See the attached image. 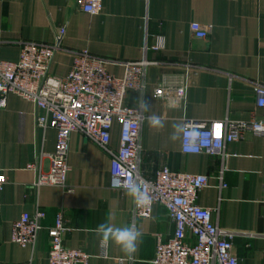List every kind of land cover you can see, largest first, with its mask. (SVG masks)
Listing matches in <instances>:
<instances>
[{
  "label": "crops",
  "instance_id": "crops-1",
  "mask_svg": "<svg viewBox=\"0 0 264 264\" xmlns=\"http://www.w3.org/2000/svg\"><path fill=\"white\" fill-rule=\"evenodd\" d=\"M192 23L203 25L208 38H196ZM64 26L62 49L51 73L65 77L73 54L84 50L108 61L109 72L117 78L124 76L125 63L145 61L144 89L130 92L125 101L137 110L141 96L151 104L149 112L141 110L142 173L153 179L167 167L209 177L198 205L212 210L220 229L239 234L233 241L239 264H264V136L246 134L227 145L226 160L184 154L182 140L170 138L176 123L264 119V110L257 107V89L264 87V0H103L96 16L64 0H0V59L18 61L26 42L53 44ZM161 87L170 92L169 98H156ZM153 114L162 119L163 128L149 126ZM120 132V124L114 123L115 150ZM55 146V130L37 127L35 106L10 95L0 110V171L7 176L0 195V264H49L46 230L60 212L68 229L63 245L84 251L89 264H152L159 240L166 243L176 233L166 210L156 205L151 218L134 220L132 198L111 188L110 158L79 133L70 140L67 187L72 192L37 188L38 171L28 167L37 164L48 172L49 159L41 155L52 154ZM38 211L46 217L35 248L12 243L14 223ZM106 221L142 233L133 257L114 244L100 246L94 229ZM187 241L193 243L190 236Z\"/></svg>",
  "mask_w": 264,
  "mask_h": 264
},
{
  "label": "built area",
  "instance_id": "built-area-1",
  "mask_svg": "<svg viewBox=\"0 0 264 264\" xmlns=\"http://www.w3.org/2000/svg\"><path fill=\"white\" fill-rule=\"evenodd\" d=\"M64 1L91 16L100 14L103 6V0ZM190 31L198 39L208 38V32L201 24L192 23ZM65 34L64 26L58 30L53 44L23 43L16 62L0 59V110L6 108L10 95L18 96L35 106L38 128H51L56 132L55 151L41 155V158L49 159V171L43 172L37 164L28 167L38 171L35 186L61 187L72 192L67 187L70 140L73 133H79L110 158L112 189L124 191L123 184L135 180L149 192L151 205L144 208L135 205L134 220L151 218L154 206L158 205L174 222L175 236L166 243L159 240L152 264H239L233 245L239 234L220 229L213 222L212 210L198 205L199 193L210 185L209 177L163 167L153 179H148L140 169V133L144 115L125 101L130 92L144 89L146 62L125 63L124 76L117 78L109 72L108 61L84 50L73 54L72 67L65 77L54 76L51 67L62 49ZM155 94L158 99L170 97V92L162 87ZM257 107L264 110V87L257 89ZM116 122L121 126L117 150L111 146V131ZM185 126L196 131V139L192 147L182 140V153L208 154L224 160L227 159V145L242 140L246 134L264 136V119L239 123L188 122ZM222 173L218 178L220 181ZM6 184L7 176L0 171V195ZM45 217L41 211L34 216L22 215L13 225L12 243L34 249L45 229ZM46 231L50 239L49 264H89L90 256L84 251L63 245V236L68 229L62 212L57 215L55 225ZM189 236L193 243L187 241Z\"/></svg>",
  "mask_w": 264,
  "mask_h": 264
},
{
  "label": "clouds",
  "instance_id": "clouds-1",
  "mask_svg": "<svg viewBox=\"0 0 264 264\" xmlns=\"http://www.w3.org/2000/svg\"><path fill=\"white\" fill-rule=\"evenodd\" d=\"M140 106L143 112H149L151 109L150 102L144 96L140 97ZM171 106L176 107L175 104ZM148 123L153 128L159 129L164 127L162 119L155 114L148 117ZM172 128L173 131L170 138L173 141L184 140L189 147L194 146L196 139V131L194 129H188L180 123L173 124ZM123 189L132 198L133 203L137 207L144 208L151 205V196L141 183L131 180L123 184ZM94 231L100 237L99 242L102 248H107L110 244H114L129 258L133 257L137 252L138 243L142 236V233L131 226L116 227L107 221L101 223Z\"/></svg>",
  "mask_w": 264,
  "mask_h": 264
}]
</instances>
